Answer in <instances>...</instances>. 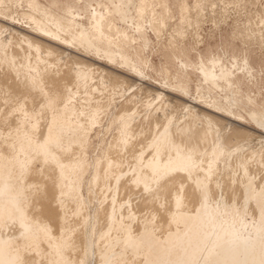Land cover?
Here are the masks:
<instances>
[{
	"label": "bare ground",
	"instance_id": "1",
	"mask_svg": "<svg viewBox=\"0 0 264 264\" xmlns=\"http://www.w3.org/2000/svg\"><path fill=\"white\" fill-rule=\"evenodd\" d=\"M19 1L23 0H0V80L35 85L33 95L47 91L46 85L53 82L61 89L40 105L29 98L24 112L16 110L7 88L0 90V264H87L90 258L96 264H264V176L250 169V164L264 168V160L256 157L259 148L250 155L256 160L245 155L252 136L242 128V116L216 97L196 101L200 108L179 101L169 91L168 81L174 76L168 68L159 88L150 84L156 93L144 103L146 108L141 101L143 113L135 103H140L143 84L133 89V81L128 84L125 76L144 82L148 75L122 44L120 28L112 19L114 14L125 17L118 0H109L113 10L101 3L93 8L88 29L40 6L38 0H25L30 12L23 16L31 25L30 34L16 28L14 18L4 24L8 5ZM201 1L195 0L194 8L202 11ZM190 8L186 0L181 3V23L188 22ZM136 12L137 25L150 16L158 39L170 24L167 19L174 18L169 0H140ZM177 25L171 48L178 46V39H188L187 31ZM69 49L82 59L104 57L106 64L96 66L99 63L76 56L70 65L64 60ZM219 73L216 66L203 70L212 85L225 79L231 87L228 74ZM248 104L250 117L264 129V112L255 100ZM227 119L237 125L229 129ZM38 166L55 180V198L50 195L43 205L31 179ZM169 169H191L179 175H186L189 185L202 187L207 195L199 201L181 195L179 203L174 198L171 205L165 204L162 213L153 210L159 205L140 202V197L141 206L143 202L152 208L145 215L119 198L121 191L140 192L149 173ZM187 186L184 192L191 189ZM230 189L242 195L230 194ZM216 190L224 195L220 200ZM92 201L97 202L93 218ZM258 220L257 227L251 225Z\"/></svg>",
	"mask_w": 264,
	"mask_h": 264
},
{
	"label": "rangeland",
	"instance_id": "2",
	"mask_svg": "<svg viewBox=\"0 0 264 264\" xmlns=\"http://www.w3.org/2000/svg\"><path fill=\"white\" fill-rule=\"evenodd\" d=\"M139 1L140 0H118L122 5L124 11L122 14L124 13L125 17L123 18L121 14H114V17H112L114 22H116L120 28L122 44L128 51L129 55L133 59L139 61L142 70L148 75V82H143L142 79L137 80L135 77L125 76L126 79H128V84L131 85L133 83V89H136L139 84H143L145 89L141 94L138 92L141 100L138 98V103L140 102L139 104H137L136 100L135 103L138 105L137 107L139 109L141 108L140 110L142 111L143 105L145 107L149 98L151 101L154 99L156 93L154 89L159 88V84L165 82L164 70L168 68L174 76L173 82L168 81L169 91L176 94L175 96L180 98L178 99L179 101H182L183 99V102L187 101V103H192L196 105L197 108H200L202 104H195L196 101L202 102L204 97L208 100L210 96L216 97L222 105L228 106L234 113L241 115V125L243 124L242 128L245 127L244 129L248 130L253 137H249L251 139L249 146L251 150H249V152L246 150L245 155L250 156L260 149L261 153L257 152L260 155H256L257 153L253 155L260 157V159L263 157L262 160H264V154L262 153V149H264V129L256 125L250 117L251 114L248 113L249 108L251 107L248 104V101L250 100H255L259 108L264 112V55H262V52H264V0H202L201 6L203 7V12L199 7L194 8L195 0H186L191 7L188 12V17L191 16L185 24L179 21L180 6L184 0H169L174 18L171 19L173 21L169 18L167 19V22L170 24L165 27L166 29H163L160 39H158L151 30V18L149 15L145 17L143 25H137L138 15L136 7ZM38 2L40 6L48 9L50 8L60 16L74 19L78 25H81L86 29L91 26L90 22L92 19L93 8L99 9V4L101 3L107 4L112 10L114 9V5L109 0H38ZM28 7L29 6L25 0L9 4L7 8L8 10L6 11V14L8 15L7 19L9 21L5 19L6 21L4 24L12 22L11 18H14V26L23 32H29L30 34L31 25L29 24L28 19L23 16L24 13L30 12V8ZM68 10L75 12V15L67 13ZM199 14L200 16L198 18ZM196 19H200L198 25ZM1 23L3 24V22ZM176 24H178L177 26L179 28L183 27V29L187 31L186 34L188 33V39H186L185 43H180V39H178V46L176 48H171L169 41L172 34H174L172 31L176 27ZM249 28L251 30L250 32H248ZM195 29H197V31ZM193 32L196 37H194ZM129 34H133L134 38L130 39L128 37ZM258 34H261V36ZM199 38H203L202 40L204 42L196 44V40ZM256 39L258 40L256 41ZM94 40L95 43L100 42V39L98 38H95ZM244 40L248 41L246 42ZM104 49V47H101L102 51H104ZM122 51L125 52L124 49H122ZM66 53L70 54V56L65 54L64 60H67L70 65V62L73 61V57H81V55L73 49L66 50ZM80 57L78 60L85 58ZM96 58L97 59L93 60L86 59L89 62L92 61L94 64L99 63L96 66H105L106 63L104 57ZM214 66H216L218 73L220 72L219 74H228L231 87L228 88L225 79L218 80L217 86H214L205 78L203 70L209 68L212 69ZM150 84H153V86L156 87L153 89ZM157 91L159 92L160 90ZM206 95L208 96L206 97ZM119 100L120 99H118V101ZM121 100L123 102L125 101L124 98H121ZM121 100L120 102H122ZM141 101L143 102V105ZM135 103L133 102L131 105L133 106ZM145 108H143V113L144 110H146ZM143 113L141 115H143ZM226 122L232 124V126L230 124V126L228 125L229 129H232L230 127L237 125L230 119H227ZM94 137L95 136H93V138ZM97 143L98 141L95 140V145H97ZM90 152V160L93 161L95 154H93L94 152L92 151ZM249 156L248 158H252V156ZM256 157L254 156L252 159L254 160L255 158L256 160ZM258 159L259 158H257V160ZM252 165L253 164H250L251 171L254 169L256 174L259 175L258 177H263L261 173H264V168L261 167L259 169L258 166L255 167V165ZM255 168L258 170L259 174ZM89 179L90 176H87L85 180L86 185L84 186V193L86 196H88L87 182ZM186 184L189 186H187L188 188H191V184V186L188 182ZM225 185H227V182ZM230 190V194L232 192L237 194V196L242 195L240 193L241 191H238V189ZM128 191L129 190H127V193L126 191H121L119 198L125 199V201L129 200L133 207L138 208L139 215H145L152 210V208L149 210V207H151L150 205L148 207V205H144L143 202L142 206L144 205V207L140 205V202L143 201V199L138 195L139 191L136 193L133 191H129L128 193ZM237 192H239L240 195ZM110 193L114 195L113 191H110L109 195ZM214 195L217 200H220L224 196L223 193L217 190L214 191ZM238 206L239 208L241 207L240 204ZM96 207V201H92L91 204H89V213L92 218ZM225 210L228 213L231 212L228 206H225ZM160 213H162V210ZM227 216V214L224 215L225 218H227ZM245 217L248 220L250 219L249 214H246ZM250 223L252 226L257 227L261 221H250ZM90 224L87 228L88 230L90 229ZM162 243L166 244L164 240ZM94 260L95 259L90 258L87 264H96V261Z\"/></svg>",
	"mask_w": 264,
	"mask_h": 264
},
{
	"label": "snow or ice",
	"instance_id": "3",
	"mask_svg": "<svg viewBox=\"0 0 264 264\" xmlns=\"http://www.w3.org/2000/svg\"><path fill=\"white\" fill-rule=\"evenodd\" d=\"M264 55V52H262ZM35 85L29 86L27 84L11 83L6 84L0 80V90L7 88L9 90V95L15 97L16 110L19 112L25 111V106L29 98L36 104L40 105L45 101L53 100L57 94L60 92L61 85L57 82H53L46 85L47 91L45 89H40L38 95H33L32 89ZM51 95H48V94ZM45 106H47L45 104ZM190 172L191 169H169L165 171H156L154 173H149V180L143 182V188L138 193L145 203L150 205H159L160 207L154 208L155 211H160L165 204L171 205L173 199L179 203V197L181 195L188 196L194 201H199L202 197L207 195V192L201 187L197 188L194 184L191 186L190 191L184 192V185L188 181L186 175L181 176L179 173ZM264 176V173H261ZM31 179L35 185V192L37 195V201L44 204L45 200L51 197L54 199V189L55 180L51 175H44L42 166H38L32 170ZM259 187V185H258ZM264 192V187L261 188ZM27 264V262H25Z\"/></svg>",
	"mask_w": 264,
	"mask_h": 264
}]
</instances>
